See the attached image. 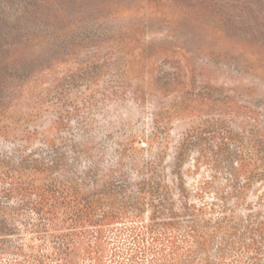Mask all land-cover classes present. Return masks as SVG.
Masks as SVG:
<instances>
[{
  "label": "rangeland",
  "instance_id": "1",
  "mask_svg": "<svg viewBox=\"0 0 264 264\" xmlns=\"http://www.w3.org/2000/svg\"><path fill=\"white\" fill-rule=\"evenodd\" d=\"M0 33V264H264V0H0Z\"/></svg>",
  "mask_w": 264,
  "mask_h": 264
},
{
  "label": "trees",
  "instance_id": "2",
  "mask_svg": "<svg viewBox=\"0 0 264 264\" xmlns=\"http://www.w3.org/2000/svg\"><path fill=\"white\" fill-rule=\"evenodd\" d=\"M7 3V2H6ZM3 33H0V36L2 35Z\"/></svg>",
  "mask_w": 264,
  "mask_h": 264
}]
</instances>
